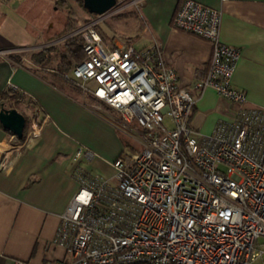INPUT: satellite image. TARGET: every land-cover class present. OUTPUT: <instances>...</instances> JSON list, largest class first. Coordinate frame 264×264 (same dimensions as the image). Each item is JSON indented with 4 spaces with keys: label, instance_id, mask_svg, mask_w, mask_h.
<instances>
[{
    "label": "built area",
    "instance_id": "1",
    "mask_svg": "<svg viewBox=\"0 0 264 264\" xmlns=\"http://www.w3.org/2000/svg\"><path fill=\"white\" fill-rule=\"evenodd\" d=\"M108 11L62 40L80 38L83 58L71 76L96 110L135 128L140 147L113 160L114 183L76 168L79 187L52 240L66 257L43 264H264V107L247 106L232 82L239 50L219 37L220 11L181 0L172 19L212 46L195 93L177 84L158 43L108 46L97 29ZM207 88L236 109L201 133L191 119ZM39 131L31 122L25 141Z\"/></svg>",
    "mask_w": 264,
    "mask_h": 264
},
{
    "label": "crops",
    "instance_id": "2",
    "mask_svg": "<svg viewBox=\"0 0 264 264\" xmlns=\"http://www.w3.org/2000/svg\"><path fill=\"white\" fill-rule=\"evenodd\" d=\"M196 1L220 11L219 37L239 50L232 82L245 92L247 106L264 107V0ZM136 2L139 29L147 35L143 47L158 43L177 84L195 93L193 84L209 65L211 43L172 25L181 0ZM52 5L57 10L54 0H0V108H15L25 117L21 138L0 124V264L65 258V249L52 240L60 215L79 187L76 168L114 183L113 160L140 147L135 128L116 112L98 111L83 96L66 91L57 76L31 61L32 53L33 68L24 62L22 51L63 38L53 40L56 22L47 16ZM11 85L19 88L23 100H16ZM235 109L207 88L196 100L191 124L209 133L218 119L232 118ZM32 112L37 113L40 131L25 141ZM79 148L91 150L93 156L77 157Z\"/></svg>",
    "mask_w": 264,
    "mask_h": 264
},
{
    "label": "rangeland",
    "instance_id": "3",
    "mask_svg": "<svg viewBox=\"0 0 264 264\" xmlns=\"http://www.w3.org/2000/svg\"><path fill=\"white\" fill-rule=\"evenodd\" d=\"M69 8L73 11L70 19V24H66L67 22V13L65 9L61 10V8H56L57 10H53L49 8L47 10V16L49 18V14L53 15V18L56 22V28L54 31L53 40H56L60 37H63L64 34L70 32V30L80 26L82 23L86 22L85 20H90L91 18L97 17L98 14H90L88 13L79 3L78 0H67ZM137 2L136 0H117V4L108 11V15L97 24V29L102 36V39L108 46L113 45H123L125 43L133 42L134 46L137 48H141L147 43V35L142 34L141 30L139 29V19L137 17ZM44 19V17L42 16ZM42 19V20H43ZM63 25V27L61 26ZM61 28V29H60ZM57 34V35H56ZM56 35V36H55ZM53 36V35H52ZM58 37V38H57ZM61 41H63L61 39ZM60 40L53 41L49 43V45H56L58 46L61 43ZM39 47H35L26 51H22L20 54H25L26 60L24 62L33 68V64L29 59L31 53L38 51ZM54 54V53H53ZM51 67L57 65V62H52ZM64 83L65 90L75 94L76 96H83V100L86 102L93 104H98L95 100L89 99V93L83 91L80 86L74 88L71 87L68 83L64 80H61ZM12 93H15L16 100H23L24 96H20L17 92L11 89ZM103 107L106 106L103 104ZM28 110H24L27 112ZM36 121L38 122L37 113L33 112L27 116V132L30 130L31 122ZM166 124H168V120L166 119Z\"/></svg>",
    "mask_w": 264,
    "mask_h": 264
},
{
    "label": "trees",
    "instance_id": "4",
    "mask_svg": "<svg viewBox=\"0 0 264 264\" xmlns=\"http://www.w3.org/2000/svg\"><path fill=\"white\" fill-rule=\"evenodd\" d=\"M78 1L82 6L81 0ZM54 4L62 10L65 9L67 13L66 24H70V19L73 11L69 8L67 0H54ZM85 21H88V19H86ZM82 58L83 52L81 47V40L77 36L63 39V41H61L58 46L52 44L43 47L38 51L33 52L30 56L31 61L33 63H36L42 70L50 71L51 74L57 76L59 80H64L71 87L74 86V88L78 85L74 78L71 76V70L74 64L80 61ZM55 61L57 62V65L51 67L50 64ZM89 99L95 100V98L91 95H89Z\"/></svg>",
    "mask_w": 264,
    "mask_h": 264
},
{
    "label": "water",
    "instance_id": "5",
    "mask_svg": "<svg viewBox=\"0 0 264 264\" xmlns=\"http://www.w3.org/2000/svg\"><path fill=\"white\" fill-rule=\"evenodd\" d=\"M82 7L90 14H102L112 9L117 0H81ZM0 124L18 138L23 136L25 117L15 108H0Z\"/></svg>",
    "mask_w": 264,
    "mask_h": 264
}]
</instances>
